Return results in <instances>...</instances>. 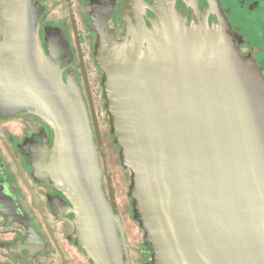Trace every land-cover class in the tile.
Instances as JSON below:
<instances>
[{
	"label": "water",
	"instance_id": "1",
	"mask_svg": "<svg viewBox=\"0 0 264 264\" xmlns=\"http://www.w3.org/2000/svg\"><path fill=\"white\" fill-rule=\"evenodd\" d=\"M206 1L214 26L175 28L165 19L162 34L141 29L120 57L113 49L127 46V24L121 41L99 39L95 62L153 264H264V79L237 51L217 0ZM69 15L78 44L70 8ZM3 18L23 84L6 94L28 95L52 129L50 173L81 246L93 264H130L100 136L109 206L79 111L58 67L41 56L29 0H7ZM123 181L127 191L130 178ZM135 226L142 253L130 249L131 262L147 264Z\"/></svg>",
	"mask_w": 264,
	"mask_h": 264
},
{
	"label": "flooded vegetation",
	"instance_id": "2",
	"mask_svg": "<svg viewBox=\"0 0 264 264\" xmlns=\"http://www.w3.org/2000/svg\"><path fill=\"white\" fill-rule=\"evenodd\" d=\"M6 1L0 0V264H93L79 242L67 198L54 187L49 168L51 127L36 114L28 95H21L23 101L6 94V90L23 88L3 18ZM229 2L236 13L247 17L248 21L253 22L256 18L264 21L260 15L264 12V0ZM217 3L240 56L250 57L264 79L262 68L255 60L249 54L241 53L240 39L234 32L228 12L222 0H217ZM29 9L32 25L38 29L41 56L58 67L62 84L87 130L95 161L97 157L101 165L96 136H100L104 145L130 264V246L121 204L117 186L112 181V157L118 158L122 167L119 173L121 181L130 178L124 202H128L132 219L143 231L142 244L149 253L147 264H153L152 251L145 241L131 194L132 173L124 165L112 133L103 88L104 72L95 62V52L100 38L108 44L121 41L127 24V46L113 49L114 54L120 57L123 52L126 55L124 50H129L136 43L141 29L147 35L162 34L165 19L175 28L190 29L198 21H205L207 27H212L217 23V17L213 12L205 15L206 0H132L128 5L124 0H29ZM145 45L143 42V47ZM99 182L109 206L104 175Z\"/></svg>",
	"mask_w": 264,
	"mask_h": 264
},
{
	"label": "rangeland",
	"instance_id": "3",
	"mask_svg": "<svg viewBox=\"0 0 264 264\" xmlns=\"http://www.w3.org/2000/svg\"><path fill=\"white\" fill-rule=\"evenodd\" d=\"M232 1V0H230ZM222 4L225 10L228 12V16L233 24V27L237 34L240 36L251 55L254 57L258 65L262 68L264 72V21L262 22L259 18H256L253 22L248 21L244 16L238 15L236 11L231 6V2L229 0H222ZM261 17L264 12L260 14ZM97 160V157H96ZM98 166L103 178V165H101L98 161ZM113 171L112 181L117 186V191L120 200V209L123 217L125 229H126V237L129 243L130 249L139 251L142 253L138 233L136 230L135 222L132 219V215L130 212V207L124 202L127 197L126 187L123 181L120 179V171L121 167L119 165L118 158L112 157L111 167Z\"/></svg>",
	"mask_w": 264,
	"mask_h": 264
}]
</instances>
